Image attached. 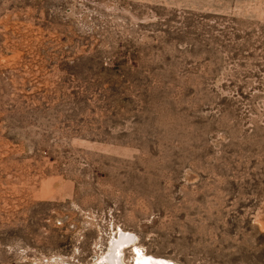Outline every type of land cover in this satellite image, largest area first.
Returning a JSON list of instances; mask_svg holds the SVG:
<instances>
[{"label": "rangeland", "instance_id": "374dc122", "mask_svg": "<svg viewBox=\"0 0 264 264\" xmlns=\"http://www.w3.org/2000/svg\"><path fill=\"white\" fill-rule=\"evenodd\" d=\"M109 255L264 264V0H0V264Z\"/></svg>", "mask_w": 264, "mask_h": 264}, {"label": "bare ground", "instance_id": "6f19581e", "mask_svg": "<svg viewBox=\"0 0 264 264\" xmlns=\"http://www.w3.org/2000/svg\"><path fill=\"white\" fill-rule=\"evenodd\" d=\"M131 241H133L132 234H130L129 232L128 233L124 232L123 234L120 235L118 240L116 242H114L115 248L117 249L120 245H123L126 242L129 243ZM113 253H114V249H113ZM142 256H143L142 258H143V263L144 264H164L165 263L163 261V259H158V258H155L153 256H151V258H147V255H142ZM109 258L111 260V263L114 264V256L113 255H109Z\"/></svg>", "mask_w": 264, "mask_h": 264}, {"label": "water", "instance_id": "95a60500", "mask_svg": "<svg viewBox=\"0 0 264 264\" xmlns=\"http://www.w3.org/2000/svg\"><path fill=\"white\" fill-rule=\"evenodd\" d=\"M131 242H132V241H131ZM129 243H130V242H129ZM120 246H121V245H120ZM120 246H119V247H120Z\"/></svg>", "mask_w": 264, "mask_h": 264}]
</instances>
